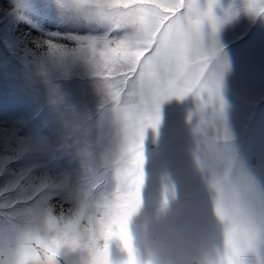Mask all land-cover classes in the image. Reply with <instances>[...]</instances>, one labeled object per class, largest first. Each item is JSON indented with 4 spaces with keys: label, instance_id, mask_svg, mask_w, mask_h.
Returning <instances> with one entry per match:
<instances>
[{
    "label": "clouds",
    "instance_id": "clouds-1",
    "mask_svg": "<svg viewBox=\"0 0 264 264\" xmlns=\"http://www.w3.org/2000/svg\"><path fill=\"white\" fill-rule=\"evenodd\" d=\"M52 2L69 19L105 32L70 35V44L40 41L33 71L50 85L82 65L94 78L97 113L94 119L65 110L64 139L78 161L76 169L55 180L21 177L0 188V264H63L61 257L68 264H112L115 252L122 254L116 264H124L128 253L116 224L113 235L105 234L137 190L132 160L137 129L151 110L150 95L162 81L194 75L202 62L207 71L201 87L220 78L228 67L220 32L238 10L235 3L225 9L220 0ZM241 6L252 18L264 19V0H242ZM205 93L193 95L207 101ZM52 102L64 105L63 98ZM212 110L211 124L195 131L196 163L206 173L215 228L203 238L172 227L134 229L144 205V165L126 224L139 264H264V184L237 160L225 104L213 103ZM109 179L111 186L99 191ZM54 196L61 197L59 204L51 202ZM174 196V188H162V210Z\"/></svg>",
    "mask_w": 264,
    "mask_h": 264
},
{
    "label": "rangeland",
    "instance_id": "rangeland-1",
    "mask_svg": "<svg viewBox=\"0 0 264 264\" xmlns=\"http://www.w3.org/2000/svg\"><path fill=\"white\" fill-rule=\"evenodd\" d=\"M17 2L0 0V188L28 172L35 179L45 173L62 177L76 169L78 161L64 139L65 110L74 108L95 119L99 102L94 78L82 65L47 85L35 75L32 60L37 39L54 34L103 35L105 29L69 19L52 0ZM220 3L225 9L235 3L238 10L220 32L222 58L228 63L220 74L224 116L231 136L255 157L264 184V36L258 35L264 19L248 15L242 0ZM62 98V106L52 102L62 103ZM177 100L173 97L163 104ZM51 202L59 204L61 197L54 196ZM113 258L121 259L118 254Z\"/></svg>",
    "mask_w": 264,
    "mask_h": 264
},
{
    "label": "crops",
    "instance_id": "crops-1",
    "mask_svg": "<svg viewBox=\"0 0 264 264\" xmlns=\"http://www.w3.org/2000/svg\"><path fill=\"white\" fill-rule=\"evenodd\" d=\"M258 33L264 36V27ZM212 105L190 94L161 105L158 128L148 129L145 136L144 205L134 220V229L141 225L149 229L172 227L198 238L206 237L214 230L215 218L207 190L206 173L196 163L199 134L195 131L199 124L205 127L211 124ZM231 144L238 162L263 184L255 157L243 150L237 138L232 137ZM110 186L109 179L99 191ZM164 186L174 188L175 196L169 201L168 207L162 210L160 201ZM116 254L122 258V254L115 252L114 256Z\"/></svg>",
    "mask_w": 264,
    "mask_h": 264
},
{
    "label": "snow or ice",
    "instance_id": "snow-or-ice-1",
    "mask_svg": "<svg viewBox=\"0 0 264 264\" xmlns=\"http://www.w3.org/2000/svg\"><path fill=\"white\" fill-rule=\"evenodd\" d=\"M70 35L73 34H67L65 36H60L59 34H54L51 36H48L47 38H41L34 41L36 45L39 44L42 40H52L54 39H68ZM206 62H202L198 70L194 75L191 76H176L171 79L162 81L155 85L154 90L152 91L150 95V106L151 110L150 113L147 114L141 125L137 129V142L135 146V156L133 157L132 163L135 166V171L137 173L136 176V185L137 190L133 194L131 199H128L127 201H124L121 205L124 211H122L118 216H115L111 223L107 226V232L106 236L113 235L111 229L112 224H116L118 228V234L125 238V249L128 253V258L124 262V264H139L135 253L130 246V244L127 242V233H126V224L127 219L131 215V212L134 211V208L132 207V204L135 202V200L139 197L140 194V186L143 183L144 175H143V167L145 165V153H144V137H145V129L151 128L156 129L159 126L160 123V109L161 105L173 98H184L188 96L189 94H197L200 95L201 93L207 92L208 99L210 98L213 103L219 104L221 107L224 106L223 97L221 95V82L220 78H217L216 80L210 82V86L207 87H201V77L202 74H204L207 69L205 67ZM201 111L203 112L202 106ZM202 126V124L197 126V130L199 127ZM21 177L27 178L30 177V172L23 174ZM20 177V178H21ZM19 178V179H20ZM49 179L55 180L56 177L50 176L47 173L44 175H41L39 177H36V181H48ZM112 264H116L115 260L112 261Z\"/></svg>",
    "mask_w": 264,
    "mask_h": 264
}]
</instances>
